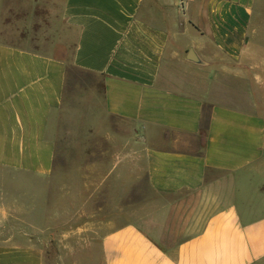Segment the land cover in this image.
I'll use <instances>...</instances> for the list:
<instances>
[{"label":"crops","instance_id":"1","mask_svg":"<svg viewBox=\"0 0 264 264\" xmlns=\"http://www.w3.org/2000/svg\"><path fill=\"white\" fill-rule=\"evenodd\" d=\"M262 92L264 0H0V264H78L82 242L100 264H264ZM141 172L151 230L79 226L78 196ZM196 197L201 228L158 239Z\"/></svg>","mask_w":264,"mask_h":264},{"label":"rangeland","instance_id":"2","mask_svg":"<svg viewBox=\"0 0 264 264\" xmlns=\"http://www.w3.org/2000/svg\"><path fill=\"white\" fill-rule=\"evenodd\" d=\"M259 97H262L261 102H263L262 107H264V92L259 93ZM99 141H101V139ZM245 175H239V178H247L248 175ZM236 179L237 178L233 176V182H236ZM253 179L254 180L251 179V181H255V177ZM78 183H81L82 186L88 183L89 185H93L94 189L99 188L97 186H101L102 184L100 180ZM123 185L126 189L118 190V187ZM109 186L110 189L108 194L104 191L103 195L78 196L76 198V203L72 202L71 205L70 203L68 204L72 209H76L79 226H84L89 220L96 222L102 219L105 220L106 217H109L111 224H114V226H122L126 223L133 222L141 225L147 230H151L153 226L151 220L152 215L159 212V209L165 204V201L151 191L144 172L136 175V180L130 182L109 181ZM122 192L128 193V195H119ZM190 200L191 197L182 196L179 198L178 203L180 204L181 201L182 203H189ZM208 201V198L196 197L193 201V205L197 210L195 213L191 211L193 207L178 209L180 213L176 212V215L181 219H177V222L171 220L165 223L162 229H157V238L166 244H172L175 240L181 241L185 238V236L180 235L181 232L182 234L185 232L187 233L190 228H193V231L200 229L203 223L201 218L207 215ZM177 208H180L178 204ZM188 222L189 225H187ZM93 231V234L96 236V232H105V229L95 228ZM94 239V242L98 240L97 237ZM79 241L81 240L79 239ZM90 249L91 246L89 247V245L84 242L77 244V251L81 253L79 255L78 264H100L99 256H91L92 252Z\"/></svg>","mask_w":264,"mask_h":264}]
</instances>
